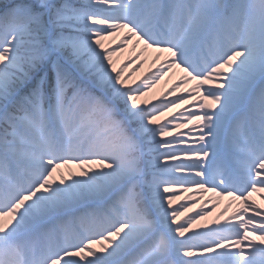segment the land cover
I'll return each mask as SVG.
<instances>
[{
    "label": "snow or ice",
    "instance_id": "obj_1",
    "mask_svg": "<svg viewBox=\"0 0 264 264\" xmlns=\"http://www.w3.org/2000/svg\"><path fill=\"white\" fill-rule=\"evenodd\" d=\"M254 194L264 0H0V264H264Z\"/></svg>",
    "mask_w": 264,
    "mask_h": 264
},
{
    "label": "rangeland",
    "instance_id": "obj_2",
    "mask_svg": "<svg viewBox=\"0 0 264 264\" xmlns=\"http://www.w3.org/2000/svg\"><path fill=\"white\" fill-rule=\"evenodd\" d=\"M126 55H127V53H124L123 55H121V56L119 57V60L123 61V60H124V57H125ZM145 66H146V65H145ZM146 70H147L146 68L142 69L143 72L146 71ZM137 74H139V71L135 74V76L133 77V79H136L135 77H136ZM174 77L176 78V76H173V77H172L173 80H175ZM163 87H164V84L162 83V85L158 86L157 89L154 90V93H153V94H150V96H149L148 98H151L152 95H154L155 93H158ZM182 107H183V106H182ZM193 110H195V109H193ZM176 111H178V110H174V112H176ZM189 127H192V125H189ZM184 130H185L186 132L188 131L187 128H182V129H177V132H184ZM193 132H195V129H194V128H193ZM188 139H189V142L192 143L194 137H192V138H188ZM188 195H189L188 193H183V194H182V197H183V196H188ZM180 202L188 203L187 201H184L183 198L181 199ZM224 206H225V205H224L223 203H220V204L218 205V207L215 208V209H216V212H215V215H214V216H215V219H216V217H217V214H218V213L224 208ZM207 207H209L208 209H210V208H211V204H208ZM214 211H215V210H214ZM221 220H223V217L221 218Z\"/></svg>",
    "mask_w": 264,
    "mask_h": 264
}]
</instances>
